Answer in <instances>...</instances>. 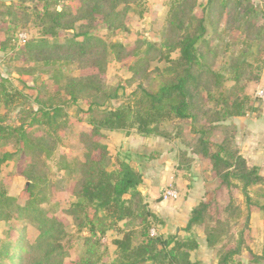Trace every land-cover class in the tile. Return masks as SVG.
I'll return each mask as SVG.
<instances>
[{
	"label": "trees",
	"instance_id": "1",
	"mask_svg": "<svg viewBox=\"0 0 264 264\" xmlns=\"http://www.w3.org/2000/svg\"><path fill=\"white\" fill-rule=\"evenodd\" d=\"M145 1L69 0L61 9L58 0H15L4 5L7 16L30 11L40 30L39 38L29 39L17 50L13 49L11 58L40 65V76L51 77L57 94L63 91L70 103L82 101L89 128L81 133L87 147L84 160L78 163L80 176L71 194L74 201L66 211L77 230L86 233L82 237L85 252L83 257L67 261L70 240L65 224L40 208L35 193L37 179L29 165L32 157L41 154L37 152L39 147L52 150L45 139L54 141L53 135L62 126L63 110L51 96L44 100L35 97L31 103L27 102L21 90L0 76V168L13 158L7 147H17L24 164L21 175L30 183L26 188L29 198L23 203L0 186V223H11L6 241L0 242V264H97L101 240L112 230L117 237L111 241L116 255L111 264H198L191 260V253L198 249L199 234L207 248L215 252L216 264H241L235 258L243 251L250 252L252 239L247 221L251 207L263 213L264 227V208L248 191L261 184L263 177L258 167L250 166L240 154L235 145L234 126L225 125L228 119L243 118L254 111L243 83L258 82L259 78H245L244 73L250 66L232 58L228 79L206 67L205 55L201 52L204 44L206 49L212 50L211 40H205L207 25H213L214 8L225 7L227 0H170L161 45H149L144 51V55L157 53L166 68L149 72L127 102L110 106L118 96L116 90L101 82L108 58L114 57L122 63L139 54L128 53L121 43L105 42L93 33L100 25L110 31L124 28L128 9ZM201 1L204 5L199 4ZM243 2L249 5L250 0ZM66 6L71 10H66ZM197 8L199 10L195 11ZM254 12L251 6L245 11L246 16ZM260 13L263 21L260 29L264 30V3ZM1 24L6 22L0 16ZM62 32L66 35L59 40ZM5 44L0 40L2 51L7 48ZM174 53L177 56L172 59L170 56ZM137 64V61L130 64L129 70H134ZM62 69L75 70L78 75L68 76L60 88L55 75ZM35 74V68H17V82L26 88L27 79ZM225 82L231 84L228 90L224 88ZM198 101L204 104L198 106ZM14 110L17 111L12 123L7 124V116ZM169 122L176 126L174 135L160 130L162 124ZM181 122L189 123L188 137L192 138V144L182 136ZM37 129L41 132H36ZM102 131H134L142 136L176 139L185 148L179 154L182 164L192 162L187 152L207 162L209 178L214 182L213 198L202 200L191 209L183 228L184 237L150 236V230L155 224L161 227L162 221L149 211L139 191L142 173L126 159H111L101 141ZM218 134L221 138L216 136ZM95 153L97 156L93 158ZM233 189H239L244 198L247 220L234 245H230L234 237L229 230L238 221L240 208L234 206L230 196L224 208H218L214 198L223 190L229 193ZM24 221L37 231L32 243L25 238L26 226L15 231ZM253 260L264 264V255H255Z\"/></svg>",
	"mask_w": 264,
	"mask_h": 264
},
{
	"label": "rangeland",
	"instance_id": "2",
	"mask_svg": "<svg viewBox=\"0 0 264 264\" xmlns=\"http://www.w3.org/2000/svg\"><path fill=\"white\" fill-rule=\"evenodd\" d=\"M14 1L0 0V16L6 22L5 25H0V40L1 42H6L5 45L7 46L4 51L1 50L0 46V76L7 78L16 89L21 90L27 102L31 103L35 97H41L44 100L48 96H51L63 110V117L61 118L62 126L53 135L54 141L45 139V144H49L52 150H48L44 146L39 147L37 152L39 153L40 151L41 154L39 153V155L36 154L32 157L29 165L32 166L30 172L37 179L38 188L35 190V193L37 200L41 203L40 208L46 211L48 216L61 219L65 224L67 237L70 240V244L68 245L70 258L67 261H73L74 259L83 257L85 252L82 245V237L86 236V233L77 230L71 217L66 214V211L74 201L71 194L80 176L78 163L84 160L87 147V144L81 137V133L86 132L89 128L83 115L86 106L82 101L70 103L68 98L63 95V91H60L61 95L57 94L55 92L56 86L53 85L51 77L49 75L40 76L42 73L40 65L24 62L23 59L11 58L13 49L17 50L19 46L29 39L40 37L39 27L37 28L34 15L30 11H26L25 13L20 12L16 16H7L6 9L3 7L9 3H14ZM58 1L59 9L69 2V0ZM226 2L225 7L217 6L214 8L212 12L213 25H207L205 40H211L212 50L206 49V45L204 44L201 46V52L205 55L204 63L206 67L222 74L228 79L231 76V74L229 75V65L232 58L250 66L244 73L245 78L249 76L259 78L258 82L243 83L245 85L244 93L249 98L254 111L247 113L243 118L228 119L225 125L234 126L235 145L239 148V152L246 153L249 160L247 163H250V166H252V163L257 165L259 175L263 177L261 184L249 188L248 191L249 196L264 208V106L254 98V93L257 89H264V30L260 29V26L263 24L260 9L264 0H250L249 5H246L243 0H227ZM237 3L241 5H237ZM199 4L204 5V1L199 2ZM169 6L170 0H146L138 6L132 5L128 9L124 28L110 31L104 25H100L94 30L93 34L105 42L121 43L126 47L128 53L137 52L139 54L137 58L133 57L122 63L115 61L114 57L108 58L105 75L101 82L107 88L116 90L118 96V100L112 101L110 106L116 107L120 103L127 102L138 83H140L141 79L145 78V75L149 74V72H154L156 68L160 70L166 68V63L159 60L157 53L149 52L147 55H144V51L149 45H161L166 31ZM248 6L256 10L250 16H246L245 13ZM65 9L71 10L67 6ZM198 10V8L195 9V11ZM15 11L18 12L19 10L15 9ZM1 14H5V16ZM19 34L25 37L21 41L18 38ZM65 35L62 32L59 40ZM176 56V53H174L170 57L175 59ZM140 58L142 59L140 60ZM135 61L138 62L135 69L129 70L128 66L132 65ZM23 67L35 68L36 72L35 75L29 77V80L27 79L26 88H22L17 82V68ZM77 75L78 72L75 70L62 69L60 72L56 71L55 78L58 79L59 86L62 88L68 76L76 77ZM230 87L231 84L225 82L224 88L228 90ZM201 95L205 100V93L203 92ZM202 103L204 104V101H198V106H201ZM208 106L212 105L208 104ZM33 107L36 108V105L33 104ZM17 110H14L7 116L8 119L5 121L7 124L12 123V117ZM180 126L182 127V136L190 140L188 142L192 144V138L188 137L189 123L181 122ZM175 127L174 123L169 122L162 124L160 130L161 132L174 135ZM37 131L41 132V129H37ZM102 132L104 136L101 141L105 146L106 134H115L116 136V140H113L114 147L112 146L113 148H110V150L107 149L111 159H126L136 169V160L129 153H125L124 155L121 151V144L117 141L119 135H122V131ZM123 133L137 134L134 131H124ZM216 136L221 138L222 135L218 134ZM145 137L155 139L159 136L152 135ZM165 141L167 140L165 139ZM137 146H140L139 143L132 142L128 146V150L132 148V150L136 151ZM7 150L13 153V158L0 168V186L4 188L9 196L23 203L29 198L26 188L30 183L21 175L22 168H24L22 156L17 147L10 145L7 147ZM155 155L156 152H147L148 159L153 158ZM96 156L97 153L93 155V158ZM212 188L213 186L209 188V191H205L204 195L202 194L204 200L210 201L213 198L214 188ZM229 196L234 200V206H238L241 212L238 221L235 224L233 223L234 225L229 230V234H232L234 237L230 245H234L235 238L240 234L243 223L247 220V213L244 198L239 189H233L229 193L223 190L217 198H214L218 208H224V204L227 203ZM197 201L200 202L201 200L198 199ZM225 217L226 215L223 214L222 218L224 219ZM262 219L263 213L251 207L247 221L252 239L249 243L250 252L243 251L240 256L235 258L241 264H263V262H255L253 260L255 255H264V227ZM10 224L0 223V242L6 241L11 227ZM19 224V226L15 227V231L19 230L22 226H26L25 238L29 243H32L37 236L34 226L27 224L25 221ZM153 229L157 233V229H159L157 224L154 225ZM181 231L184 232L183 228ZM170 234L176 235L175 230L173 229ZM182 234L181 236H184ZM115 237H117L116 231L112 230L101 240V255L97 264H111L116 259L114 248L111 245V241ZM212 254L210 253L207 257L203 254L199 259L200 264L201 262L202 264H213L215 259ZM203 257L206 258L203 259L204 262L201 260ZM191 258L195 260L196 255Z\"/></svg>",
	"mask_w": 264,
	"mask_h": 264
},
{
	"label": "crops",
	"instance_id": "3",
	"mask_svg": "<svg viewBox=\"0 0 264 264\" xmlns=\"http://www.w3.org/2000/svg\"><path fill=\"white\" fill-rule=\"evenodd\" d=\"M105 137L107 149L110 150L114 147L113 140H116V136L106 134ZM117 141L121 144L122 153H129L136 160L135 170L142 173L143 183L139 186V191L149 211L162 221V226L157 229V233L166 236L174 229L177 236L184 237L185 232L181 229L187 224L191 209L198 203V199L204 200L203 193L209 191L214 183L209 178L207 162L187 152L186 156L191 158L192 162L187 165L182 164L179 154L185 148L176 139L169 142L159 137L152 139L122 132ZM132 142L140 145L137 146L136 151L132 148L128 150ZM147 152H156V155L148 159ZM240 154L249 162L246 153L240 151ZM251 165L257 166L254 163ZM170 186L178 190L179 198L164 202L159 197L160 191ZM210 253H213L212 256L215 259V252L207 248L203 237L199 234L198 249L191 253V257L196 255V259L191 258V260L200 264V257L203 254L207 257ZM203 259L206 258L203 257L201 260ZM216 262L215 259L213 264Z\"/></svg>",
	"mask_w": 264,
	"mask_h": 264
},
{
	"label": "built area",
	"instance_id": "4",
	"mask_svg": "<svg viewBox=\"0 0 264 264\" xmlns=\"http://www.w3.org/2000/svg\"><path fill=\"white\" fill-rule=\"evenodd\" d=\"M18 38L21 41L25 37L22 34H19ZM254 98L264 106V89L262 88L257 89L254 93ZM159 197L164 202L175 201L179 198V192L176 188L170 186L162 189L160 191ZM150 236L152 237L157 236V233L154 229L150 230Z\"/></svg>",
	"mask_w": 264,
	"mask_h": 264
}]
</instances>
